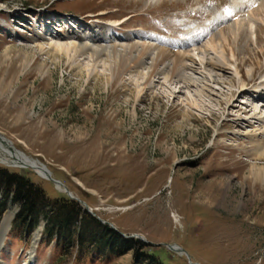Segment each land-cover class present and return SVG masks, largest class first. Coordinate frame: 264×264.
Returning <instances> with one entry per match:
<instances>
[{"label": "rangeland", "instance_id": "rangeland-1", "mask_svg": "<svg viewBox=\"0 0 264 264\" xmlns=\"http://www.w3.org/2000/svg\"><path fill=\"white\" fill-rule=\"evenodd\" d=\"M239 1L0 0V133L62 185L28 165L0 160V167L26 176L49 198L71 199L67 187L85 216L133 242V249L110 253L94 241L81 244L80 227L69 243L58 228L44 238L45 217L16 225L20 207H2L0 192V232L11 214L0 264H264V183L252 176L264 158H254L248 135L261 124L254 118L264 117V26L256 21L257 39L244 29L233 40L229 14ZM62 15H75L80 25L44 21ZM118 20L125 21L115 26L116 40L142 31L141 42L195 59L187 61L192 80L166 77L160 67L136 100L140 69L107 84L101 63L96 80L86 70L77 74L76 65L90 61L85 55L76 65L53 63L38 50L102 37ZM221 31L230 38L225 53L235 54L228 64L241 70L242 92L219 49L205 45L212 37L223 44ZM212 64L221 70L201 78Z\"/></svg>", "mask_w": 264, "mask_h": 264}, {"label": "bare ground", "instance_id": "bare-ground-1", "mask_svg": "<svg viewBox=\"0 0 264 264\" xmlns=\"http://www.w3.org/2000/svg\"><path fill=\"white\" fill-rule=\"evenodd\" d=\"M238 6H240L241 10L240 8H238V12L232 11L229 14V18H234V24L236 25L234 34L232 33V35L230 36L233 40H235L237 39V37L239 38V35H241L240 31L245 29L246 31L252 33L253 36L257 39L260 27L256 25V21L262 23V25L264 26V0H241L239 1ZM242 12L246 13L244 18L241 15ZM62 16L64 17L67 15ZM57 17L58 16H54L51 18L47 17L51 21L45 22L49 24ZM74 19V21L79 22V18L74 17ZM123 21L125 20L112 21L111 24L113 26H118L119 24L123 23ZM45 29L47 28L45 27ZM112 34L113 31L111 30L109 32L102 31V37L91 36L85 41H79V43H56L54 45L48 43L49 45L47 48H44L42 44H39L37 47L42 54H45L48 57V59L51 58V61L53 63L58 62L61 58H66L68 59V61H71L76 65V60L78 57H83V55L87 56L90 61L88 60L85 66H82L81 64L76 65L75 69L77 70V74L79 76H81L83 71L86 70L85 73H87V75H92L91 77L94 80L102 76V74L97 71L98 69H96L97 64L101 63L102 68L110 72L108 73V76H106L107 84H109V81H111L112 78L117 80L122 73L130 71L132 68L140 69L138 70V75L142 76V78L144 79V83L143 85L138 84L136 87V100L139 99L145 92L151 77L160 69V67L161 70H165L166 77H179L181 79L184 78L185 80H192L189 75L186 76V69L188 65L187 61L190 60L189 62L191 64H194L192 62H195V59L191 58L190 56L180 55L179 53L173 52V50L171 49L158 47L156 45L153 46L152 44L141 42L139 38L142 36V31H135L132 34L125 35L121 39L117 38V40L115 39V35ZM220 36L222 42H224L223 44L215 43L214 38L212 37L205 45L208 50L211 49L216 52V50L219 49V55L222 59L223 64L225 66L228 65L229 67L227 66V69H230L232 75L238 78L239 89L242 92L243 90H245L246 85L244 82H241V70H239L238 65L234 66L233 64H228L230 60L235 59V54L233 52H230V56L227 58L225 53V46L228 45L227 42L230 38H228V36H225L223 34V31L220 32ZM33 42L37 41L33 40ZM8 50V47H6L3 55L5 58L9 57ZM27 63L28 62H26L25 64ZM213 65L214 64H212L209 69L202 67L203 70H200L199 72V74H201L200 77L203 78L204 76V78L206 79L207 77L205 75H208L209 79L212 80L211 71L221 70L222 68H214ZM199 69H201V67ZM39 71H41V74L44 75L48 73V67L41 64L39 67ZM224 104H227V102H225ZM254 119L255 121H259L261 124H258V127L248 132V135L252 143L251 150L254 151L256 155V157L254 158L262 159L264 158V139H260L259 137H257V135H264V117L258 116ZM11 146H13V144L10 143L4 136L0 137V160L2 162H22L33 168L39 176L47 179V177L43 173V170L41 169L40 162L30 159L24 153L17 150L14 146L11 149ZM252 176L255 179L259 178L264 183V167L258 168L255 172H253ZM10 221L11 214L6 216L3 221V226L1 229L2 231L0 232V248H2V242L5 237L6 231L9 228ZM39 230H36L37 234L35 236V239H38V237H40ZM33 246L35 245H32V247ZM31 249L29 250V252L31 251ZM31 252H33V250Z\"/></svg>", "mask_w": 264, "mask_h": 264}, {"label": "trees", "instance_id": "trees-1", "mask_svg": "<svg viewBox=\"0 0 264 264\" xmlns=\"http://www.w3.org/2000/svg\"><path fill=\"white\" fill-rule=\"evenodd\" d=\"M0 192L3 194L2 207L10 201L20 207L16 215V225L28 223L33 226L39 216L45 217L47 224L43 230V237L52 236L54 229L58 228L59 238L63 244L69 243V240L76 235L72 228L80 227L78 230L82 232L79 236L81 244L85 240L94 241L100 244L103 250L108 249L110 253L133 249L132 239L122 238L109 226H105L95 218L85 216L79 205L67 196L49 198L39 185L26 176L2 167H0ZM44 207L48 210L45 211ZM83 248L79 245V249L83 250ZM113 248L116 250H112ZM93 252L95 249L88 253Z\"/></svg>", "mask_w": 264, "mask_h": 264}, {"label": "water", "instance_id": "water-1", "mask_svg": "<svg viewBox=\"0 0 264 264\" xmlns=\"http://www.w3.org/2000/svg\"><path fill=\"white\" fill-rule=\"evenodd\" d=\"M1 136H3V135L0 133V137H1ZM6 139H7V138H6ZM7 140H8V139H7ZM8 141H9L10 143H12L10 140H8ZM12 148H13V146H11V149H12ZM9 164H10V165H13V166H27L26 164H24V163H22V162H15V163H9ZM40 166H41V169L43 170L44 175L47 177V179H49V180L55 182V184L62 185V184L60 183L59 180L54 179V178L51 176L50 171L47 169V167H46L45 165H43L42 163H40ZM64 191L68 194V196H69L71 199H74V197L71 195V192L67 189V187H64ZM76 200H77L78 202L80 201L82 204H84V202L81 201L80 199L76 198ZM111 227L114 228L113 225H111ZM168 248L171 249V250L180 251V252L183 250V249L180 248V247H174V246H172V245H169Z\"/></svg>", "mask_w": 264, "mask_h": 264}]
</instances>
